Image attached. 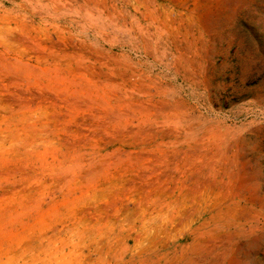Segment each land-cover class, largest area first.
Returning a JSON list of instances; mask_svg holds the SVG:
<instances>
[{"label":"rangeland","instance_id":"obj_1","mask_svg":"<svg viewBox=\"0 0 264 264\" xmlns=\"http://www.w3.org/2000/svg\"><path fill=\"white\" fill-rule=\"evenodd\" d=\"M0 264H264V0H0Z\"/></svg>","mask_w":264,"mask_h":264}]
</instances>
